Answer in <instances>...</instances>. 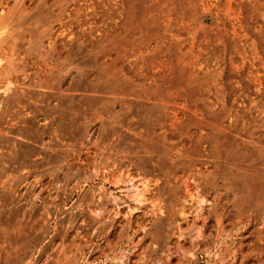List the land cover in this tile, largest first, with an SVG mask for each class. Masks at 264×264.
Returning a JSON list of instances; mask_svg holds the SVG:
<instances>
[{
    "label": "rangeland",
    "instance_id": "1",
    "mask_svg": "<svg viewBox=\"0 0 264 264\" xmlns=\"http://www.w3.org/2000/svg\"><path fill=\"white\" fill-rule=\"evenodd\" d=\"M0 264H264V0H0Z\"/></svg>",
    "mask_w": 264,
    "mask_h": 264
},
{
    "label": "bare ground",
    "instance_id": "2",
    "mask_svg": "<svg viewBox=\"0 0 264 264\" xmlns=\"http://www.w3.org/2000/svg\"><path fill=\"white\" fill-rule=\"evenodd\" d=\"M139 184V183H138ZM144 185V184H143ZM145 187H146V185H145ZM145 187H144V189H145ZM137 190V189H136ZM141 190V189H140ZM190 198H191V201H193V203L195 202H197L198 203V201L199 200H196V198L195 197H193L192 195L190 196ZM192 204V203H191ZM184 219V218H183Z\"/></svg>",
    "mask_w": 264,
    "mask_h": 264
}]
</instances>
